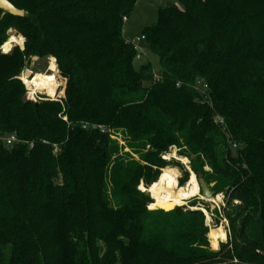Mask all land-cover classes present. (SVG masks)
<instances>
[{"label": "trees", "instance_id": "1", "mask_svg": "<svg viewBox=\"0 0 264 264\" xmlns=\"http://www.w3.org/2000/svg\"><path fill=\"white\" fill-rule=\"evenodd\" d=\"M9 1L25 15L0 9V46L25 41L0 51V133L24 142L0 143V264H264V0L159 7L142 31L158 80L122 34L137 0ZM34 55L55 59L59 100L26 98ZM171 146L225 196L217 249L200 210L137 189Z\"/></svg>", "mask_w": 264, "mask_h": 264}, {"label": "rangeland", "instance_id": "2", "mask_svg": "<svg viewBox=\"0 0 264 264\" xmlns=\"http://www.w3.org/2000/svg\"><path fill=\"white\" fill-rule=\"evenodd\" d=\"M170 3H175V0H137L132 12L124 21L123 32H122L123 37L127 38V40H130L132 38L141 36L144 27L156 22L158 8ZM7 33L9 34L8 39L11 37H16V38L21 37L22 41L20 42V44L14 43L13 46H17L18 48L22 49L25 41L24 37L18 34L13 29H8ZM139 45L143 48L144 54L139 60H136L134 62L135 67H138L141 63L149 60L152 64L153 72L158 74L159 64L157 57L147 49L145 43L140 41ZM2 47L3 44L0 46V51L5 53L2 50ZM34 56L38 57L37 55ZM32 57L33 56H31V58L24 63L22 72L27 69L32 73H36V72L43 74L54 73L55 75H57V80L60 83V86L62 85L61 87L62 94L59 95V92L57 91V94L55 96H49L47 93L35 91L33 96L31 97L29 95L28 96L32 99L34 98L35 100H59L60 98H62L64 94L63 88H64L65 80L59 74V71L55 63V59L52 56H48V57H42L41 59H39L38 57L37 59L34 60L32 59ZM20 76H22V73ZM24 86L27 90H29L26 85ZM111 134L112 135H110V137L112 139H115L118 142L119 146L121 147L120 154H129L133 158L138 159L137 155L133 154L129 150V148L126 147L120 132L112 131ZM161 157L164 160H166L168 163L165 164L162 168H160L159 173H161L162 169L168 167L174 168L177 171V178H175L174 182L171 185H169L168 188L176 189L186 184L190 178V171H192L188 157L179 155L177 153V148L175 146H171L166 153L161 154ZM181 158H186V162H183ZM178 164L183 167L181 168ZM183 169L187 170V174L183 173ZM205 170H210V169L208 167H205ZM213 186H214V182H210L209 188L211 189ZM145 188H147V186H145L143 181H139L137 185V189H139L142 192H145L151 198L152 196L149 192V188L147 189V191H144ZM218 194H220V200L216 201L217 203L213 201L203 200L200 198V195H196L195 197H191L185 201L183 200L181 203H178V205L182 204L179 206H183L184 208L183 210H199L198 207H200L201 209L200 211L202 212L204 217V225L207 227L208 230L207 231L208 242L212 249H217L218 244L220 242H225L229 240L228 218L225 214V211H223V207L226 204V199L222 192H219L216 195ZM236 202L237 201H234V203ZM148 209H150V207ZM202 209H204L205 211H202ZM217 227L221 228L225 232L226 234L225 239H221L220 233L217 231ZM212 230L213 232L216 233V236L213 234ZM216 238L218 239L217 241ZM212 244H216V248H214Z\"/></svg>", "mask_w": 264, "mask_h": 264}, {"label": "bare ground", "instance_id": "3", "mask_svg": "<svg viewBox=\"0 0 264 264\" xmlns=\"http://www.w3.org/2000/svg\"><path fill=\"white\" fill-rule=\"evenodd\" d=\"M21 41V37H11L3 44L2 50L4 52H7L14 43L20 44ZM20 78H22V82H24L28 87V95L30 97L34 95L35 91L47 93L49 96H55L60 86V83L57 80V75H55L54 73L43 74L36 72L30 74L26 72V74L22 73V76H20ZM181 160L183 162H186V158H181ZM175 178H177L176 169L170 167L164 168L162 169L157 181L152 183L149 187V192L155 199L156 208L163 209L164 211H170L178 203H181L183 200L185 201L191 197H195L196 195H200V198L203 200L213 202L220 200V194L209 199L204 198L200 194L195 174L192 171H190V178L186 184L176 189L168 188V186L174 182ZM202 211L205 210L202 209ZM217 231L220 233L221 239H225V232L219 227H217Z\"/></svg>", "mask_w": 264, "mask_h": 264}, {"label": "built area", "instance_id": "4", "mask_svg": "<svg viewBox=\"0 0 264 264\" xmlns=\"http://www.w3.org/2000/svg\"><path fill=\"white\" fill-rule=\"evenodd\" d=\"M125 20H126V17H123V21H125ZM126 41L132 45L133 49L136 52L135 53V60H139L144 54L143 48L139 45L140 41H142L144 43V35L142 34L139 37H135V38H132V39L126 40ZM158 79H159V74L153 72V80H158ZM23 84L25 85L24 82H23ZM28 92H29V90L26 89V98L29 100L36 101L34 98L32 99L28 96ZM219 121L222 122V119H219ZM87 126H90L91 128L98 130L100 133H104L107 131V128L102 124H91V125L83 124L82 128H86ZM20 142H24V141L21 140L17 136V134L14 132L8 133V134L0 133V143L4 144L6 146H11L13 144L20 143ZM27 143H28L29 148L33 144L32 142H27ZM233 146H236V144H233Z\"/></svg>", "mask_w": 264, "mask_h": 264}, {"label": "water", "instance_id": "5", "mask_svg": "<svg viewBox=\"0 0 264 264\" xmlns=\"http://www.w3.org/2000/svg\"><path fill=\"white\" fill-rule=\"evenodd\" d=\"M0 9H2L3 11H5V12H7L10 15H13V16H23V15H25V11L23 9L17 8L9 0H0ZM37 58L38 57H36V56L32 57V59H34V60L37 59ZM26 72H28L30 74L32 73V72L28 71L27 69L24 70L22 73L26 74ZM18 78L21 79L20 76ZM34 108H35V110L37 109V103L34 104ZM196 180H197V183H198V186H199V189H200V194L204 198H212V197L216 196L214 194V192L209 189V186L206 184V182L204 181V179L201 177L200 174L198 175ZM199 210H201V209H199Z\"/></svg>", "mask_w": 264, "mask_h": 264}, {"label": "crops", "instance_id": "6", "mask_svg": "<svg viewBox=\"0 0 264 264\" xmlns=\"http://www.w3.org/2000/svg\"><path fill=\"white\" fill-rule=\"evenodd\" d=\"M122 32H123V30H122ZM126 40H127V38H125Z\"/></svg>", "mask_w": 264, "mask_h": 264}]
</instances>
